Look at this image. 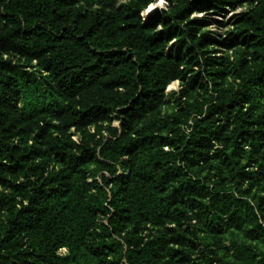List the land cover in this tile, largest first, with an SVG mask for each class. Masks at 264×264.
<instances>
[{
	"label": "trees",
	"instance_id": "16d2710c",
	"mask_svg": "<svg viewBox=\"0 0 264 264\" xmlns=\"http://www.w3.org/2000/svg\"><path fill=\"white\" fill-rule=\"evenodd\" d=\"M155 1L0 0V264H264V0Z\"/></svg>",
	"mask_w": 264,
	"mask_h": 264
},
{
	"label": "rangeland",
	"instance_id": "374dc122",
	"mask_svg": "<svg viewBox=\"0 0 264 264\" xmlns=\"http://www.w3.org/2000/svg\"><path fill=\"white\" fill-rule=\"evenodd\" d=\"M166 5H165V2L163 0H157L155 1L154 3H152L148 10H146L144 12V14H147L149 11L153 10L154 8H165ZM234 12L230 11L228 8L226 9L225 12H222V14L220 15H210V17L213 19V20H217V21H221V22H224V23H227L230 19V17L232 16ZM202 15H205L204 13H197L196 16L197 17H202ZM212 27V30H218L219 32H223L225 30H227L229 28V26L226 28H222V29H218L216 28V24H212L211 25ZM177 86H178V83L177 82H173L171 85H169V87L167 88V92H170L172 90H175L177 89Z\"/></svg>",
	"mask_w": 264,
	"mask_h": 264
}]
</instances>
